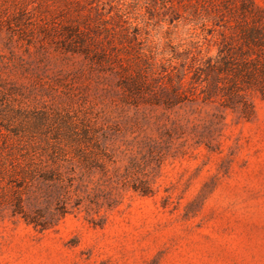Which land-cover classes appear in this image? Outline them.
Listing matches in <instances>:
<instances>
[{
    "label": "rangeland",
    "instance_id": "1",
    "mask_svg": "<svg viewBox=\"0 0 264 264\" xmlns=\"http://www.w3.org/2000/svg\"><path fill=\"white\" fill-rule=\"evenodd\" d=\"M56 1L0 0V89L94 122L111 159L105 172L65 174L70 212L46 230L0 209V264H264V100L253 95L249 119L201 98L173 109L122 103L115 74L43 58L8 27L20 6L37 19ZM101 2L159 51L203 37V0Z\"/></svg>",
    "mask_w": 264,
    "mask_h": 264
},
{
    "label": "trees",
    "instance_id": "2",
    "mask_svg": "<svg viewBox=\"0 0 264 264\" xmlns=\"http://www.w3.org/2000/svg\"><path fill=\"white\" fill-rule=\"evenodd\" d=\"M50 6L41 4L43 16L31 19L24 4L8 27L43 58L48 52L63 60L80 57L100 80L115 74L114 92L122 103L173 109L201 98L249 119L256 111L253 95L264 100V9L258 0H203L195 12L203 40L197 33L183 48L168 43L162 51L142 39V29L122 9L112 15L101 0H57ZM2 129L0 209L37 230L70 212L68 171H107L111 156L99 126L66 108L31 106L0 89Z\"/></svg>",
    "mask_w": 264,
    "mask_h": 264
}]
</instances>
